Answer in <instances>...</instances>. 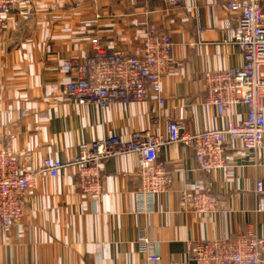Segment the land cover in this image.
Wrapping results in <instances>:
<instances>
[{
    "label": "crops",
    "instance_id": "0c3cea01",
    "mask_svg": "<svg viewBox=\"0 0 264 264\" xmlns=\"http://www.w3.org/2000/svg\"><path fill=\"white\" fill-rule=\"evenodd\" d=\"M232 0H26L7 13L0 49V147L18 160L20 170L39 167L43 157L66 162L81 143L105 135L124 138L138 129L165 134L173 107L182 106L185 129L222 126L215 108L203 101L205 71L238 67L242 54L232 42L237 13ZM193 6H195L193 8ZM96 17L95 23H84ZM229 27H225V21ZM148 25L168 32L173 63L161 78L159 104L118 103L99 110L66 97L68 73L62 58L88 47L98 35L112 49L134 53ZM181 62V65L177 64ZM264 108V99L262 101ZM234 107V118L245 113ZM227 164L201 172L188 150L161 147L158 161L170 172L167 191L140 201L141 178L132 154L102 165V192L84 197L76 187L77 168L51 178L38 174L24 198L23 217L8 234L0 233V264H190L189 243L225 238L237 231L264 237L256 181L263 184L264 138L254 152L226 141ZM206 185L220 207L206 214L180 210V193ZM151 204V205H150ZM149 239L140 252L136 237ZM158 260H150V256ZM264 264V254H263Z\"/></svg>",
    "mask_w": 264,
    "mask_h": 264
},
{
    "label": "built area",
    "instance_id": "2783aa9c",
    "mask_svg": "<svg viewBox=\"0 0 264 264\" xmlns=\"http://www.w3.org/2000/svg\"><path fill=\"white\" fill-rule=\"evenodd\" d=\"M26 0H0V49L7 13ZM165 4H179L180 0H162ZM195 6H193L194 8ZM227 9L237 13L232 42L242 54L238 67L222 71H205L203 101L215 108L223 121L219 128L190 131L183 123V107H173L165 125V134L150 129L133 131L128 138L105 135L78 146V154L66 161L43 157L39 167L31 164L20 170L17 158L5 147H0V233L8 234L23 217L24 198L36 176L54 178L65 167L74 166L76 187L84 197H96L102 192V165L105 160L132 154L136 172L141 178L138 191L140 201H152L156 194L167 191L171 184L170 172L158 161V154L166 144L178 145L192 154L197 169L207 173L226 164V141H238L242 150L254 153L264 138V0H232ZM96 17L84 23H95ZM229 27V21H225ZM174 43L168 32L148 25L140 45L134 53L112 49L98 35L89 38L88 47L62 58L60 68L69 78L63 83L66 97L83 105H95L99 110L118 103L144 101L151 94L159 104L161 78L173 63ZM181 65V62H177ZM245 107L244 115L234 118L236 105ZM259 209L264 211L263 184L255 183ZM180 210L206 214L220 207L215 194L203 185L199 190L182 191ZM151 205V204H150ZM140 252H147L149 239L142 233L136 237ZM190 264H263L264 237L250 231H237L225 238H212L189 243ZM158 260V256H150Z\"/></svg>",
    "mask_w": 264,
    "mask_h": 264
}]
</instances>
